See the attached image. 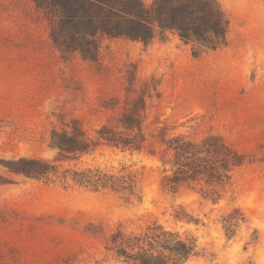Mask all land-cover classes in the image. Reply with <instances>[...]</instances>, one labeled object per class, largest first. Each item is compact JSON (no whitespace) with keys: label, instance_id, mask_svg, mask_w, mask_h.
I'll list each match as a JSON object with an SVG mask.
<instances>
[{"label":"rangeland","instance_id":"obj_1","mask_svg":"<svg viewBox=\"0 0 264 264\" xmlns=\"http://www.w3.org/2000/svg\"><path fill=\"white\" fill-rule=\"evenodd\" d=\"M217 2L228 20L225 44L198 48L158 26L146 40L108 37L85 17L58 22L32 0H0V264H123L105 248L110 235L155 219L197 238L204 255L184 264H264V0ZM110 23L131 26L125 18ZM53 30L93 39L97 56L60 49ZM128 118L147 133L166 126L193 140L218 135L244 164L217 203L201 196L202 181L163 192L158 161L98 142L102 126L122 132ZM78 130L87 153L64 157L51 146L53 132ZM20 158L59 170L144 165L142 198L10 171ZM179 205L206 226L174 222ZM233 208L245 222L227 239L220 219Z\"/></svg>","mask_w":264,"mask_h":264},{"label":"trees","instance_id":"obj_2","mask_svg":"<svg viewBox=\"0 0 264 264\" xmlns=\"http://www.w3.org/2000/svg\"><path fill=\"white\" fill-rule=\"evenodd\" d=\"M32 1L37 9L50 17L55 16L58 22L85 17L88 27L99 24L96 31L108 37L126 35L132 39L146 40L150 37L148 31L158 26L160 30H169L198 48H216L226 41L228 20L217 0H152L149 5L143 0ZM120 18L128 20L131 26L124 30L118 24L110 23ZM52 39L60 49L78 50L85 59L97 56L98 46L93 39L66 40L54 30ZM93 48L96 50L94 53ZM121 123L125 129L122 132L102 126L98 130V142L158 161L160 188L171 195H176L183 186L193 188V184L202 181L207 188L199 189L201 196L217 203L223 196L225 186L230 183L234 170L244 164L243 157L218 135L208 134L193 140L183 134H169L166 126L147 133L142 130L139 120L128 118ZM50 144L64 157L89 151L80 130L68 137L63 132H53ZM13 164L10 171L14 173L57 182L64 187L71 182L95 192L112 191L127 201L142 198L144 165L134 167V163L123 164L116 172H108L97 167L59 170L57 165L40 158H20ZM172 219L176 223L206 226L199 218L189 215L181 205L174 209ZM220 222L226 238L232 239L245 218L238 208H233L221 216ZM105 248L116 261L123 264H184L204 255L193 234L180 232L157 219L139 231L116 229Z\"/></svg>","mask_w":264,"mask_h":264}]
</instances>
